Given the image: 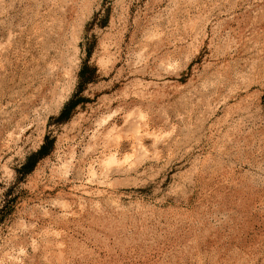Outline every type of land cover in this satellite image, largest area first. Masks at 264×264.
<instances>
[{
  "label": "rangeland",
  "instance_id": "obj_1",
  "mask_svg": "<svg viewBox=\"0 0 264 264\" xmlns=\"http://www.w3.org/2000/svg\"><path fill=\"white\" fill-rule=\"evenodd\" d=\"M0 264H264V0H0Z\"/></svg>",
  "mask_w": 264,
  "mask_h": 264
}]
</instances>
